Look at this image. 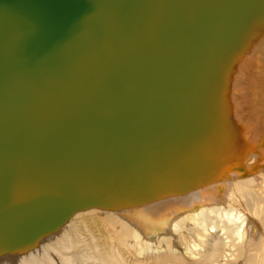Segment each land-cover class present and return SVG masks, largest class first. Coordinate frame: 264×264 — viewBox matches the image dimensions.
<instances>
[{
    "label": "water",
    "instance_id": "water-1",
    "mask_svg": "<svg viewBox=\"0 0 264 264\" xmlns=\"http://www.w3.org/2000/svg\"><path fill=\"white\" fill-rule=\"evenodd\" d=\"M243 2L0 0V210L12 217L40 207L10 227L13 239L57 227L89 196L8 206L19 172L82 157L108 163V172L112 162L162 154L163 143L185 134L200 104L202 75L192 73L221 16Z\"/></svg>",
    "mask_w": 264,
    "mask_h": 264
},
{
    "label": "bare ground",
    "instance_id": "bare-ground-1",
    "mask_svg": "<svg viewBox=\"0 0 264 264\" xmlns=\"http://www.w3.org/2000/svg\"><path fill=\"white\" fill-rule=\"evenodd\" d=\"M255 2L221 16L192 73L202 75L197 113L162 154L108 172L82 157L13 177L8 206L38 195H89L88 205L26 242L10 227L40 207L12 217L4 207L0 264H264V0Z\"/></svg>",
    "mask_w": 264,
    "mask_h": 264
}]
</instances>
